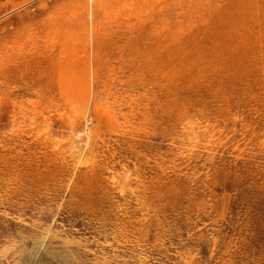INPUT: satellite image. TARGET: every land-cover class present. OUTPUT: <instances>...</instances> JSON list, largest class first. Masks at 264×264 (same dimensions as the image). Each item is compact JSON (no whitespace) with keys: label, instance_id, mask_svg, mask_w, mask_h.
I'll list each match as a JSON object with an SVG mask.
<instances>
[{"label":"rangeland","instance_id":"374dc122","mask_svg":"<svg viewBox=\"0 0 264 264\" xmlns=\"http://www.w3.org/2000/svg\"><path fill=\"white\" fill-rule=\"evenodd\" d=\"M0 264H264V0H0Z\"/></svg>","mask_w":264,"mask_h":264}]
</instances>
